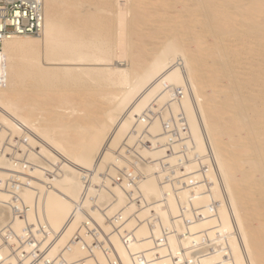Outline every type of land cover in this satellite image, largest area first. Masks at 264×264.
I'll use <instances>...</instances> for the list:
<instances>
[{
	"label": "bare ground",
	"instance_id": "obj_1",
	"mask_svg": "<svg viewBox=\"0 0 264 264\" xmlns=\"http://www.w3.org/2000/svg\"><path fill=\"white\" fill-rule=\"evenodd\" d=\"M38 1L1 46L0 264H264V0Z\"/></svg>",
	"mask_w": 264,
	"mask_h": 264
},
{
	"label": "built area",
	"instance_id": "obj_2",
	"mask_svg": "<svg viewBox=\"0 0 264 264\" xmlns=\"http://www.w3.org/2000/svg\"><path fill=\"white\" fill-rule=\"evenodd\" d=\"M42 23L43 17L40 2L38 0H0V55L3 39L14 34H39L41 32ZM2 75H4L3 71L1 72L0 70V79ZM0 81H2V79ZM170 142L173 143L174 139H170ZM135 162L139 163V160H135ZM126 170H119L116 173L117 177H115L114 181L116 180L119 182L118 180H125L126 182H134L139 179L138 176L130 175ZM147 222L149 225H159L157 219L148 220ZM85 232L92 237L99 236L94 226L88 227V225H86ZM78 239L79 237H74V241ZM105 241L104 239H99L92 245L94 248L105 246ZM87 259H89L90 264H119L117 256L108 253L103 254L101 260L97 259L96 255L93 253L89 254ZM44 264H67V262L63 255H59L55 257L53 261H46ZM76 264L89 263H87V261H81Z\"/></svg>",
	"mask_w": 264,
	"mask_h": 264
},
{
	"label": "rangeland",
	"instance_id": "obj_3",
	"mask_svg": "<svg viewBox=\"0 0 264 264\" xmlns=\"http://www.w3.org/2000/svg\"><path fill=\"white\" fill-rule=\"evenodd\" d=\"M174 11L180 12V11H181V8H180V7H177V8H175ZM149 22H151V21H149ZM165 22L167 23L168 21L166 20ZM170 22H171V23H170L169 25H171V26L173 27V24H172L173 21H170ZM149 24H150V23H149ZM152 25H153V24H152ZM160 25H161V26H160ZM160 25H159L160 27H162V26L165 25L164 27L168 28L167 25H166L165 23H162V22H161ZM148 26H149V25H148ZM150 26H151V25H150ZM150 26H149V27H150ZM149 27H148V30H149L152 26H151L150 28H149ZM160 27H159V28H160ZM152 28H153V27H152ZM170 28H171V27H170ZM170 28H168V29H170ZM145 29H146V28H145ZM164 29H165V28H164ZM148 30H147V31H148ZM150 30H152V29H150ZM166 30H167V29H166ZM170 30H172V29H170ZM170 30H169V31H170ZM167 31H168V30H167ZM171 32H173V30H172ZM190 45L193 46V47L195 46L194 42H193V44H192V42H190ZM239 79L242 80V79H244V77L240 75V76H239ZM50 105H51V104H50Z\"/></svg>",
	"mask_w": 264,
	"mask_h": 264
}]
</instances>
